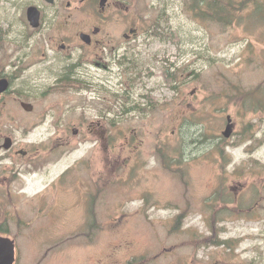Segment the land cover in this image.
Listing matches in <instances>:
<instances>
[{
    "label": "rangeland",
    "instance_id": "374dc122",
    "mask_svg": "<svg viewBox=\"0 0 264 264\" xmlns=\"http://www.w3.org/2000/svg\"><path fill=\"white\" fill-rule=\"evenodd\" d=\"M123 6L103 23L82 17L102 29L99 39L111 40L98 47L95 87L76 83L41 96L39 114L68 103L64 150L73 153L47 156L67 140L54 137L51 119L27 135L36 116L12 121L30 156L11 187L10 209L31 222L21 227L16 264H264V4L251 2L231 24L204 12L205 0ZM133 23L139 38L129 50L120 44L118 55L117 41ZM25 32L23 24H0L7 73L35 65L47 48V33L27 40ZM228 117L230 138L223 135ZM91 122L98 137L84 130ZM89 152L98 156V186L83 166L55 185ZM7 170L0 168L4 192ZM44 229L47 245L39 240Z\"/></svg>",
    "mask_w": 264,
    "mask_h": 264
},
{
    "label": "flooded vegetation",
    "instance_id": "af4514ba",
    "mask_svg": "<svg viewBox=\"0 0 264 264\" xmlns=\"http://www.w3.org/2000/svg\"><path fill=\"white\" fill-rule=\"evenodd\" d=\"M0 1L4 4L0 10V24L25 25L26 32L20 37H26L27 40L38 37L39 33H47L46 37H44L47 42V48L41 53V61L29 67L27 65H17L12 73H7L0 69V84L3 82L9 84V88L0 93V161L2 163L8 161L12 163V166L5 165L0 167L8 168V175L3 182V186L7 187L6 192H4L0 184V236L11 238L15 241L16 248H18V236L21 234V227L24 225L25 229L31 222L25 221L18 210L10 209V207L15 206L14 199L17 197L12 193L11 187L21 174L22 160H26L30 156L29 152L24 150L15 139L16 133L19 132L20 124L17 125L12 121H18L22 116L21 113H24L28 117L36 116L37 122L26 129L25 134L27 135L41 129L51 119L53 124L50 127L54 130V137L59 138L61 141L64 139L67 140H64V145L51 146L47 156L62 158L63 155L73 153L65 152L64 150V148L70 145L68 133L71 127L64 122L66 111L63 108L68 103L64 102L61 104L60 101L54 102L45 107L42 113L39 114L40 105L44 103L41 96L46 95L52 89H63L76 83L85 85L88 89L95 87V78L91 75V68L96 66L95 68L98 69V47L106 49L108 42L111 43V40L109 37L106 40L99 39L102 29L98 24L93 26L86 24L84 19L90 17L95 19L97 23H103L107 18V12L109 10H112L113 13L122 10L124 0H106L105 2L103 0ZM127 10L129 11L128 8ZM74 18L77 21L73 22ZM29 29L31 32H28ZM139 35L140 28L133 23L129 31L123 33L124 41L119 40L117 43L119 45L123 42L127 43L128 46H125V49L129 50L133 47L131 44L139 38ZM84 36L87 38L84 39ZM6 39L7 37H0V45L1 43L3 45ZM74 47L81 49L79 54L76 55L73 53ZM121 48L122 45L118 48V55H124L123 53L120 54ZM33 66L38 68L36 72L29 74ZM16 83L23 85L19 89H15ZM15 90L19 91L14 93ZM25 104L32 105V110H27L24 107ZM8 112H10V116L5 123L4 117ZM85 125L82 123V128ZM86 129L90 135L98 137V122H91L88 128H84V130ZM71 131L74 137L78 138L82 136V131L77 128H73ZM91 152L96 154L98 152V146ZM36 158H38L37 155L34 159ZM97 160L98 156H91L90 152L83 155L59 179L55 180V185L60 183L64 178L67 179L79 166H83L84 170L86 167V172L91 179H95V185L98 186V172L95 168ZM94 196L92 198L97 200ZM37 197H44V195ZM41 211L43 212V210ZM91 212L95 213V211L89 209L90 217ZM36 217L34 221H36ZM94 217L96 221V216ZM45 231V229L42 230L43 235L39 240H41L40 243L47 245L48 241L44 236ZM165 250L168 251L166 248Z\"/></svg>",
    "mask_w": 264,
    "mask_h": 264
},
{
    "label": "trees",
    "instance_id": "16d2710c",
    "mask_svg": "<svg viewBox=\"0 0 264 264\" xmlns=\"http://www.w3.org/2000/svg\"><path fill=\"white\" fill-rule=\"evenodd\" d=\"M204 12L212 13L213 18L219 23L231 24L234 18L239 15L240 10L247 8L251 2L264 4V0H242L236 3L234 0H205ZM211 240V239H210ZM230 246L228 241L219 242Z\"/></svg>",
    "mask_w": 264,
    "mask_h": 264
},
{
    "label": "water",
    "instance_id": "95a60500",
    "mask_svg": "<svg viewBox=\"0 0 264 264\" xmlns=\"http://www.w3.org/2000/svg\"><path fill=\"white\" fill-rule=\"evenodd\" d=\"M106 0H103L105 2ZM87 38L84 36V39ZM9 88L7 82L0 84V93L6 91ZM24 107L27 110H32V105L25 104ZM234 132V124L231 117H228V124L223 135L226 138H230ZM17 260L16 256V244L15 241L8 237L0 236V264H15Z\"/></svg>",
    "mask_w": 264,
    "mask_h": 264
},
{
    "label": "bare ground",
    "instance_id": "6f19581e",
    "mask_svg": "<svg viewBox=\"0 0 264 264\" xmlns=\"http://www.w3.org/2000/svg\"><path fill=\"white\" fill-rule=\"evenodd\" d=\"M4 4L0 1V10L3 8Z\"/></svg>",
    "mask_w": 264,
    "mask_h": 264
}]
</instances>
